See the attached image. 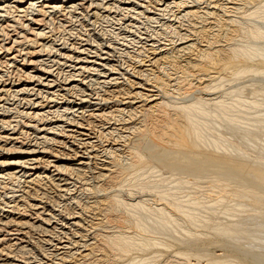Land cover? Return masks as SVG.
<instances>
[{
  "label": "rangeland",
  "instance_id": "rangeland-1",
  "mask_svg": "<svg viewBox=\"0 0 264 264\" xmlns=\"http://www.w3.org/2000/svg\"><path fill=\"white\" fill-rule=\"evenodd\" d=\"M93 1L97 8L89 6V0H76L73 4H80L71 9L66 1L58 11L43 14L39 8L52 11L46 0H35L37 8L22 12L30 2L23 0L0 18L1 29L23 41L21 47H29L23 51L30 53L25 60L9 61L20 47L14 45L7 52L11 38L2 42L0 74L6 71L3 78L12 80L0 81V149H4L0 162L24 156L14 149L28 146L33 125H40L32 112L61 105L40 102L43 106L37 109H25L30 116L3 111L14 102L7 100L15 88L11 86L25 79L24 72L35 74L36 68H42L40 60L48 58L45 54L52 40L78 47L89 37L90 41L113 39L115 13L103 0ZM148 1L141 4L149 10L141 9L146 16L159 19L147 21L141 14L135 21L141 30L143 24L148 31L153 29L149 35H155V46L162 51L158 48L154 54L149 45L137 43L136 49H125L129 54L114 58L119 62H111V57L109 64L120 69L114 75L116 83L95 84L100 79L93 68L84 71L87 76L83 72L76 77L81 80L72 91L82 99L89 98L87 104L82 103L87 111L81 126L64 123V134L48 144L47 155H38L40 163L21 178L20 187L12 185V178L0 179V194L7 184L19 189L6 205L1 204L0 264H34L35 258L47 264H264V0H184L183 8L170 7L165 16L156 14L159 12ZM256 29L261 38L253 37ZM39 30H45L44 38L35 35ZM43 44L45 50L40 51ZM246 49L253 50L249 58ZM52 64L47 61L46 65ZM63 93L73 100L75 94L61 91V97ZM146 94L155 99L148 102L154 97ZM89 102L96 104L90 106ZM74 103L79 101L70 105ZM189 105L201 110L191 108L189 112V116L196 115V129L189 127L183 113ZM7 120L11 127L19 124L13 129L2 127ZM177 128L189 131L196 156L178 152L183 154L169 158L171 142L179 135ZM208 152L230 158V167L214 162L213 157H201ZM47 158L51 162L45 167ZM9 166L12 168L7 165L4 172L15 170ZM160 207L163 212L157 210ZM227 226L231 232L223 234L221 230ZM122 240L123 247L111 242Z\"/></svg>",
  "mask_w": 264,
  "mask_h": 264
},
{
  "label": "bare ground",
  "instance_id": "bare-ground-1",
  "mask_svg": "<svg viewBox=\"0 0 264 264\" xmlns=\"http://www.w3.org/2000/svg\"><path fill=\"white\" fill-rule=\"evenodd\" d=\"M29 4L27 7L23 8L22 9V12H28V10H31V9H34L35 7L37 8V5L35 6V0H29ZM39 1V0H38ZM44 1V0H42ZM67 1V2H66ZM73 1H76V0H46L47 2V5H49L48 7H50L52 9V11H43L41 10L39 7V11L43 12V14L45 13H52L54 11H58L63 5H60V3H71L70 5H68L69 8L73 9L75 7L76 9V4H80V3H75L73 4ZM91 1L89 3V6L92 5L94 6V8H97V3H95L93 0H89ZM102 1V0H101ZM100 1V2H101ZM104 1V4L106 5L107 9L109 8L110 10L112 9V13H115V16L116 17V26L117 28L115 29L114 28V32H115V35H113V39L111 41H103V40H100V41H96V40H84L82 42L79 43L78 47L75 46H70V47H67L66 43L63 42V40H61V43L59 44H54L53 41L55 40H52L51 42V47L50 49L48 50L47 49V52L45 55L48 56L47 59H41L40 60V66H42L41 69H35L36 71L35 74H32L30 72H24L23 75H24V78L23 81L21 83H19L18 85L16 84L15 86L12 85L11 87H15V88H12L13 90H10L11 88L8 89L9 91V96H8V99L7 100H12V104H10V106H12L11 108L9 107H6L3 111L4 112H9L11 110H15L14 113L16 112L17 114H24L26 116H30L29 114L31 113L30 111H27L25 109H37L38 107L40 106H43V104L41 105L40 102H47V103H51V102H55L54 105H52L53 107H55L57 104H61L59 105V107H55L53 108V110H42V112H32L31 114L33 115L32 118L35 119V121L37 123H39L40 125L38 126L36 123L33 125V133L34 135L31 137L30 139V142L28 144V146H25V148H15V146H12L14 147L15 149V153L17 154H22L24 156L23 159H19V158H22L21 155H17L19 157H15V158H18L17 160H10V162L7 160L6 161H3V162H0V169L2 168V166H7V165H11L13 169H15L14 171H11V172H4L7 167L5 169H3L2 171H0V179H6V178H12V182L14 184L12 185H15V183H17L16 187H20V183L22 182L21 181V178L22 177H25L27 176V171L29 169H32L33 167L34 168H37V165L40 163L39 161L41 160V158H39L38 155H47L48 154V150H49V147H48V144L52 141H54V138L55 136H58L60 134H64L65 132V127L66 126H81V119L83 118L84 116V113L87 111V109L84 110V105H82V103H85V101H87L89 98H87V100L85 99H82L84 97L81 98V94L77 93V92H74L72 90H75L77 87H78V84H75V82H78L77 80H81V79H76V77H79L83 74V72L87 71L89 72V70H92V68L97 71L95 74L97 75V78H99L100 80H98V82H96L95 84L97 83H102L101 85L105 86V85H108L109 83L111 84L112 82L113 83H116L114 82L117 77L114 76L115 74L119 73L120 69L118 67H113L114 65L113 64H109L111 63L112 61H116L119 62V60H115L114 58H117L119 57V55H122L123 53L125 54L126 52H128V50H125V49H128V48H135V44L137 43H141L140 47H144V45H149V49H151L153 51V53L155 54V50L157 49L158 51V48L155 46V42H154V39H155V35L153 36L152 34L149 35V33L152 31L153 32V29H151V31H148L147 29H145L146 27L145 24L142 25V29L144 30H141L139 25L136 24V19L137 17H140L141 14H144V17L146 16L145 15V11L147 12L148 10L145 3L144 4H141L144 0H141L142 2H136L137 0H103ZM37 2V1H36ZM186 1H180V2H177V0H156V2H154V0H150L148 1L147 4H152V7L155 8V10L159 13H156L158 14L159 16L161 14H163L165 12V10H167L168 8L170 7H176V6H180V5H183L185 4ZM21 3H23V0H0V18H4V17H7V15H9V11H10V8L11 7H15L16 5H20ZM94 3V4H93ZM188 3V2H187ZM13 4V5H11ZM15 4V5H14ZM64 4V5H66ZM99 5V4H98ZM103 5V3H102ZM21 6V5H20ZM109 6V7H108ZM149 6V5H148ZM188 5L186 4L185 7H187ZM34 7V8H33ZM105 7V8H106ZM146 7V9L144 8ZM184 7V5L182 6V8ZM189 7V6H188ZM31 8V9H30ZM68 10H71L69 9ZM99 8V7H98ZM145 9V11L143 12L142 9ZM171 8V9H172ZM177 8V7H176ZM64 9V7H63ZM104 9V7H103ZM151 9V8H150ZM180 9V8H178ZM67 10V9H66ZM109 10V11H110ZM152 10V9H151ZM150 10V11H151ZM37 11V10H36ZM74 11V10H73ZM108 11V10H107ZM181 11V10H180ZM179 11V12H180ZM32 12V11H31ZM70 12V11H69ZM68 12V13H69ZM106 12V11H105ZM169 12H171L169 10ZM11 13V12H10ZM108 13V12H107ZM154 13V14H155ZM182 13V12H181ZM30 14V13H29ZM32 14V13H31ZM41 14V13H40ZM86 14V13H85ZM106 14V13H105ZM111 14V13H110ZM147 14V13H146ZM174 14V13H173ZM96 15V14H95ZM25 16V15H24ZM143 16V15H142ZM163 16H165L163 14ZM172 16V14H171ZM113 17V18H114ZM52 18V17H51ZM70 18V17H69ZM73 18V17H72ZM102 18V17H101ZM163 18V17H162ZM29 19H33V18H29ZM110 19V18H109ZM112 19V18H111ZM159 17H154V16H146V20L147 21H151L152 20H158ZM164 19V18H163ZM168 19V18H167ZM17 19H15L16 21ZM28 20V18L26 19ZM35 20V19H34ZM38 20V19H37ZM76 20V19H75ZM88 20V19H87ZM115 20V19H114ZM139 20V18H138ZM179 21V20H178ZM21 22V21H20ZM45 22V21H44ZM144 22V21H143ZM158 22V21H157ZM169 22V21H168ZM93 23V22H92ZM140 23V22H139ZM146 23V22H145ZM161 23V22H160ZM22 24V23H21ZM64 24V23H63ZM147 24V23H146ZM153 24V23H152ZM184 24V23H183ZM150 25V24H149ZM160 25V24H159ZM158 25V26H159ZM22 26V25H21ZM62 26V25H61ZM152 26V25H151ZM154 26V25H153ZM156 26V25H155ZM23 27V26H22ZM68 27V26H67ZM148 27V26H147ZM85 28V27H84ZM109 28V27H108ZM250 28V27H249ZM22 29V28H21ZM24 29V28H23ZM42 29V28H41ZM159 29V28H158ZM150 30V29H149ZM257 30V29H256ZM22 31V30H21ZM72 31V30H71ZM113 31V30H112ZM159 31V30H158ZM249 31V30H248ZM45 30H39L38 32H36V36H38L39 38L43 37L45 35ZM113 32V33H114ZM155 32V31H154ZM163 32V31H162ZM159 33V32H158ZM105 34V33H104ZM102 34V35H104ZM72 35V34H71ZM157 35V33H156ZM264 35V34H263ZM262 33L259 32V30H257V32H254V36L253 37H256V38H261L262 36ZM10 35L8 34L7 31L1 29L0 27V51L2 49L5 48V44H3L2 42L3 41H6L7 39L11 38L10 41H12V45H10L9 47H6L5 48V51L9 52L11 49L13 50L14 49V45L15 46H19L20 48L19 49H16V51L19 53L18 55L17 54H13V56L10 58L9 61L13 60V61H16L17 57H23L21 58V60H25V57H26V54H30L29 51H26L24 52L23 50L25 48H29V47H25V48H22V44L23 41H18L17 40V37L13 36L14 38L12 39V37H9ZM18 36V35H17ZM22 36V35H21ZM47 36V35H46ZM153 36V37H152ZM252 36V35H251ZM53 37V36H52ZM105 37V36H104ZM44 38V37H43ZM62 38V37H61ZM60 38V39H61ZM108 38V37H107ZM106 38V39H107ZM157 38V37H156ZM160 38V37H159ZM162 38V37H161ZM160 38V39H161ZM54 39V38H53ZM63 39V38H62ZM93 39V37H92ZM100 39V38H99ZM103 39V38H102ZM109 39V38H108ZM159 39V40H160ZM165 39V38H164ZM163 39V40H164ZM37 40V39H36ZM66 40H69V39H66ZM65 40V41H66ZM157 40V39H156ZM171 40V39H170ZM9 41V42H10ZM32 41V40H31ZM161 41V40H160ZM167 41V40H165ZM172 41V40H171ZM181 41V40H180ZM37 42V41H35ZM34 42V43H35ZM107 42V43H105ZM169 42V41H168ZM177 42V41H176ZM33 43V41H32ZM45 43V42H44ZM157 43V42H156ZM164 43V42H163ZM170 43V42H169ZM31 45V44H30ZM116 45H119V48L116 46ZM139 45V44H138ZM143 45V46H142ZM175 45V44H173ZM28 46V45H27ZM40 46V45H39ZM137 46V45H136ZM161 46V45H160ZM43 47H45V45L43 44L40 51H44L45 49H43ZM120 47H123L121 50V52H118V50H120ZM146 48V47H145ZM172 48V47H170ZM136 49V48H135ZM160 49V48H159ZM165 49V48H164ZM115 50L116 53L115 54ZM133 50V49H132ZM139 50V48L137 49ZM144 50V48H143ZM148 50V49H147ZM146 50V52H147ZM162 51V49H160ZM169 50V49H168ZM167 50V51H168ZM232 50V49H231ZM39 51V53H40ZM61 51H64V52H61ZM65 51H69L68 53L65 52ZM160 51V52H161ZM166 51V50H165ZM251 50H245V54L246 57H250L249 55H251ZM13 52V51H12ZM32 52V51H31ZM38 52V51H37ZM138 52V51H137ZM142 52V51H141ZM122 53V54H121ZM130 52H128L129 54ZM134 53V52H133ZM152 53V55H153ZM32 54V53H31ZM37 54V53H36ZM144 54V53H143ZM142 54V55H143ZM162 54V53H161ZM253 54V52H252ZM132 55V53H131ZM224 55V54H223ZM125 56V55H124ZM133 56V55H132ZM138 56V55H137ZM263 56V55H261ZM52 57V59H51ZM112 57L111 59V62H110V58ZM136 57V56H135ZM147 57V56H146ZM213 57V56H211ZM226 56H224L225 58ZM91 58V59H90ZM131 58V56L129 57ZM133 58V57H132ZM151 58V57H150ZM229 58H232V57H229ZM15 59V60H14ZM51 59V60H50ZM64 59V60H63ZM141 59V58H140ZM143 59V58H142ZM156 59V58H155ZM216 59V58H215ZM219 59V58H217ZM216 59V60H217ZM63 60V62H61ZM125 60V59H124ZM138 60V59H137ZM145 60V59H144ZM143 60V61H144ZM209 60H212V58ZM223 60V59H222ZM45 61V63H44ZM47 61H50V62H53L52 65H46L47 64ZM123 61V60H122ZM130 61V60H129ZM132 61V60H131ZM136 61V59H135ZM141 62V63H144V62ZM214 60H212V63ZM30 62V61H29ZM127 62V61H126ZM140 62V61H138ZM156 62V60H155ZM211 62V61H210ZM223 62V61H221ZM228 62V61H227ZM225 63L228 65V63ZM231 62V61H230ZM233 62V61H232ZM49 63V62H48ZM68 63V64H67ZM128 63V62H127ZM132 63V62H131ZM218 63V62H217ZM7 64H10V63H6ZM44 64L46 65V67L44 66ZM123 64V63H122ZM130 64V63H129ZM134 64V63H133ZM216 64V63H214ZM5 65V66H6ZM54 65H56L55 68ZM79 65V66H77ZM121 65V64H120ZM126 65V64H125ZM240 65V64H239ZM4 66V67H5ZM93 66H96V68H94ZM117 66V65H116ZM218 66V65H217ZM221 66V65H220ZM249 66V65H248ZM261 66V65H260ZM128 67V66H126ZM247 67V66H246ZM244 67V69H248V67L246 68ZM35 68V67H33ZM53 68V69H52ZM130 68V66H129ZM135 68V67H134ZM251 68V67H250ZM131 69H132V65H131ZM199 69V68H198ZM255 69V68H254ZM257 69V68H256ZM93 70V71H94ZM140 70V69H139ZM124 71V70H123ZM125 71H127L125 69ZM129 71V69H128ZM220 71V70H219ZM233 71V70H232ZM55 72V73H54ZM84 72V73H85ZM86 72V73H87ZM202 72V71H201ZM6 73V71H5ZM4 73V74H5ZM85 73V74H86ZM92 73V72H90ZM134 73V72H133ZM217 73V72H216ZM4 74H0V81L2 83H4L5 81H7L8 79L11 81L12 79L9 77H6V79H4ZM17 74V73H16ZM120 74V73H119ZM126 74V73H125ZM173 74V73H172ZM146 75V74H145ZM87 76V74H86ZM89 76V75H88ZM124 76V75H123ZM142 76V75H141ZM19 77V76H18ZM80 78V77H79ZM86 78V77H85ZM148 78V77H147ZM19 79L21 78H18L17 80L19 81ZM129 79V78H128ZM145 79V78H144ZM22 80V79H21ZM25 80H28V82L25 83ZM83 80V79H82ZM89 80V78H88ZM92 81V79H90ZM94 80V79H93ZM140 80H143V79H140ZM151 80V79H150ZM149 80V81H150ZM153 80V78H152ZM128 81V80H127ZM146 81V79H145ZM144 81V82H145ZM34 82L36 84H34ZM94 82V81H93ZM143 82V83H144ZM161 82V81H160ZM80 83V82H78ZM89 83V81H88ZM138 83V82H137ZM152 83V82H151ZM157 83V80L156 82ZM87 84V83H86ZM90 84V83H89ZM89 84H87V86L89 87ZM134 84V83H133ZM141 84V82H140ZM92 85V84H90ZM100 85V84H99ZM100 85V86H101ZM129 85V84H128ZM156 85V84H154ZM153 85V87H154ZM37 86V88H36ZM96 86V85H95ZM137 86V84H136ZM135 86V87H136ZM150 86V85H149ZM86 87V86H85ZM99 87V86H98ZM96 87V88H98ZM157 87V86H156ZM155 87V88H156ZM84 88V87H83ZM90 88L92 89V87L90 86ZM100 88V87H99ZM143 88V87H142ZM152 88V87H150ZM181 88V87H180ZM79 89V88H78ZM95 89V88H94ZM149 89V88H148ZM153 89V88H152ZM100 90V89H99ZM147 90V89H146ZM174 90V89H173ZM64 91L66 92H69L70 91V95H74V97H72L73 100L64 97L66 93H63V97L62 94H60ZM79 91V90H78ZM88 91V90H87ZM97 91V90H96ZM95 91V92H96ZM106 91V90H105ZM152 91V90H151ZM82 92V91H81ZM83 92H85L83 90ZM92 92H94V90H92ZM139 92V91H138ZM137 92V93H138ZM12 93V94H11ZM86 93V92H85ZM126 93V92H125ZM131 93V92H129ZM90 94V93H89ZM92 94V93H91ZM95 94V93H94ZM132 94V93H131ZM136 94V93H135ZM7 95V94H6ZM60 95V96H59ZM93 95V94H92ZM97 95V94H96ZM134 95V94H133ZM156 95V94H155ZM86 96V95H85ZM89 96V95H87ZM131 96V95H130ZM145 96H152L154 97V95H145ZM7 97V96H6ZM12 97V98H11ZM70 97V96H68ZM132 97V96H131ZM135 96H133L134 98ZM141 97V96H139ZM71 98V97H70ZM131 98V99H133ZM151 98V97H150ZM40 99V100H39ZM64 99V100H63ZM75 99H77L79 101V103H74V105H70L73 101H75ZM154 98L152 99H149L148 102L154 100ZM157 99V97H156ZM91 100V99H90ZM95 100V99H94ZM145 100V99H144ZM164 100V99H163ZM83 101V102H81ZM92 101V100H91ZM141 101V100H140ZM147 101V100H146ZM67 102V103H66ZM131 102V105H132V100L130 101ZM133 102H134V99H133ZM142 102V101H141ZM144 102V101H143ZM159 102V101H158ZM163 102V101H162ZM8 103V101H7ZM23 104V108L20 106V104ZM90 103V106L92 104H96V103H93V102H89ZM128 104H130L129 102H127ZM146 103V102H145ZM164 103V102H163ZM87 104V103H85ZM143 104V103H142ZM212 104H216V103H212ZM66 105V106H65ZM126 105V104H125ZM130 105V106H131ZM147 105V104H146ZM161 105V104H160ZM165 105V104H164ZM211 105V104H210ZM76 106H79L76 108ZM129 106V107H130ZM152 106V105H151ZM197 106V105H196ZM2 107V106H1ZM46 108L47 107H50L49 104H47L45 106ZM89 107V106H88ZM143 107V106H142ZM183 107V106H182ZM198 108H196L194 105H189V106H186L184 107V112L182 110V112L184 113V116L185 118H187V122L189 127L192 129H196L194 127V125H196L195 123V119L194 117L196 115H193V117L190 115L189 116V112L191 111L192 112V109L191 108H196V111L197 112H200L201 110L199 109V106H197ZM42 108V107H41ZM52 108V107H51ZM164 108V107H163ZM22 109V110H21ZM132 109V108H131ZM130 109V110H131ZM96 110V109H95ZM148 110V109H147ZM154 110V109H153ZM189 110V111H188ZM200 110V111H198ZM25 111V112H24ZM36 111V110H35ZM194 111V112H196ZM203 111V110H202ZM132 112V111H130ZM134 112V111H133ZM12 113V111H11ZM144 113V112H143ZM204 113V112H203ZM4 114V113H3ZM10 114V113H9ZM202 114V112H201ZM135 115V114H134ZM1 116V115H0ZM17 116V115H16ZM187 116V117H186ZM54 119V120H52ZM185 120V119H184ZM197 121V120H196ZM21 122V121H20ZM60 122V123H58ZM179 122V121H178ZM64 123L66 124V126H64ZM185 123V125H186ZM4 124H6L5 126H2L4 128H9L11 127V124L8 123V120L7 122L4 121ZM19 124V123H18ZM17 123L15 124V126L13 125L10 129H13L15 128L17 125ZM1 125V123H0ZM26 125V124H25ZM89 125V124H88ZM183 125V124H182ZM180 125V126H182ZM187 125V126H188ZM186 126V127H187ZM183 127H185L183 125ZM130 128V127H129ZM189 128V129H190ZM3 129V128H2ZM147 129V128H146ZM169 129V128H168ZM178 129V128H177ZM176 129V130H177ZM183 132L178 129L176 131V134L178 135L176 137V139L174 141H172L171 145V150L170 152L167 154L168 156H170L169 158H172V157H176V156H180L181 154L183 153H189V154H194L192 153L194 151V149H196V143L193 142L189 137H190V133L188 134L187 130L184 128H182ZM41 132L43 134H41ZM85 132V131H84ZM102 132V131H101ZM171 132V131H170ZM178 132V133H177ZM161 133V132H159ZM88 134V133H86ZM117 134V133H116ZM196 134V132L194 133ZM50 135V136H49ZM142 135V134H141ZM28 136V135H27ZM152 136V135H151ZM155 136V134L153 135ZM164 136V135H162ZM197 136V135H196ZM25 137V136H24ZM159 137V135H158ZM161 137V136H160ZM198 137V136H197ZM156 138V137H155ZM189 138V140H188ZM88 140V139H87ZM159 140V139H158ZM163 140V139H162ZM169 141V140H168ZM12 142V141H10ZM159 142V141H158ZM157 142V143H158ZM28 143V142H27ZM82 143V141H81ZM85 143V142H84ZM83 143V145H84ZM91 143V142H90ZM162 143L163 142H159L158 143V146H162ZM168 143V142H167ZM166 143V144H167ZM79 144V143H78ZM160 144V145H159ZM27 145V144H25ZM90 145V144H89ZM95 145V144H94ZM86 146V145H85ZM91 146V145H90ZM147 146V145H146ZM170 146V145H169ZM11 147V146H10ZM9 147V148H10ZM78 147V145L76 146ZM106 147V146H105ZM149 147V146H148ZM168 147V146H167ZM174 147V148H173ZM216 148L219 147V145L217 144L215 146ZM93 148V147H92ZM160 148V147H159ZM162 148V147H161ZM165 148V147H164ZM9 150V149H8ZM13 150V149H12ZM105 150V149H104ZM167 150V148H166ZM197 150V149H196ZM1 151H4V149H0V154H1ZM8 152V151H6ZM173 152V153H171ZM178 152H183V153H180L178 155ZM12 153V152H11ZM8 154V153H7ZM14 154V153H12ZM63 154V153H62ZM166 155V157H167ZM195 155V154H194ZM198 155V154H197ZM16 156V155H15ZM30 156V157H29ZM196 156V155H195ZM213 157L214 158V162H220V164H224V166H226L227 168L230 167L231 165V159L230 158H220V157H216V155L214 154H211V153H207V154H203V156L201 157ZM28 157V158H26ZM49 157V156H48ZM106 157V156H104ZM200 157V155H199ZM11 158V157H10ZM168 158V159H169ZM218 158V159H217ZM138 161V160H137ZM211 161V160H210ZM43 162V161H42ZM51 161L48 160V158L46 160H44L43 163H45V165L43 166H48L50 164ZM142 164V163H141ZM50 166V165H49ZM53 166V165H52ZM118 166V165H117ZM125 166V165H124ZM259 166V165H258ZM10 167V166H9ZM8 167V168H9ZM262 167V166H261ZM11 168V167H10ZM11 168V169H12ZM59 168V167H58ZM61 168V167H60ZM110 169V168H109ZM233 169V168H232ZM257 169V168H256ZM113 170V168H112ZM128 171H129V168H128ZM251 173V172H250ZM128 176V174H127ZM251 176H253L251 174ZM112 179V178H111ZM2 182V181H1ZM0 182V183H1ZM11 183V181H8ZM7 182V183H8ZM103 183V182H102ZM8 185V184H7ZM7 185L3 188H6L3 193L0 194V210H2V208L4 207L3 205L1 206L2 203H4V205H6L8 203V199L11 198L12 196L14 197V193L16 191H18L19 189H11L10 186L7 187ZM10 185V184H9ZM71 189V188H70ZM89 191V190H88ZM66 192V191H65ZM11 193V194H10ZM9 194V195H8ZM114 195V193H113ZM110 197V196H109ZM114 199V198H113ZM102 200V199H101ZM118 201V200H117ZM144 204V203H143ZM126 205V204H125ZM174 205V204H173ZM79 207V206H78ZM132 208V207H131ZM99 209V208H98ZM158 211L160 212H163L162 208H158L157 209ZM175 210V209H174ZM111 212V211H110ZM166 212V211H165ZM161 215V214H160ZM108 217V216H107ZM124 217V216H123ZM113 219V218H112ZM118 220V219H117ZM136 220V219H135ZM163 220V219H162ZM139 225V224H138ZM130 228V227H129ZM233 231V230H232ZM141 232V231H140ZM221 232L224 234H228L231 232V227H228L227 228H222ZM123 233V232H122ZM105 234V233H104ZM117 235V234H116ZM110 239V238H109ZM108 239V240H109ZM130 239V238H129ZM107 240V239H106ZM125 240V239H124ZM114 241V240H113ZM112 242L113 246H120V247H123L124 245V241L121 242ZM60 242V241H59ZM58 242V243H59ZM103 242V241H102ZM110 243V241H107ZM106 243V242H105ZM123 243V244H122ZM108 244V243H107ZM111 244V243H110ZM111 244V245H112ZM132 244V243H131ZM156 244V243H155ZM55 245V243H54ZM58 245V244H57ZM56 245V247H57ZM61 245V243H60ZM110 245V247H111ZM160 245V244H159ZM109 246V245H107ZM106 246V247H107ZM132 246V245H131ZM66 247V246H65ZM100 247V246H99ZM58 248H62V247H57ZM129 248V247H128ZM116 249H118L116 247ZM130 249V248H129ZM121 250V248H120ZM115 251V250H114ZM92 252V251H91ZM120 253V251H119ZM54 254V253H53ZM52 255V254H51ZM57 255V254H56ZM44 256V255H43ZM45 257V256H44ZM54 257V256H53ZM62 257V256H61ZM35 258V257H34ZM56 258V257H55ZM26 259V258H25ZM92 261V260H91ZM34 262V264H47L46 262H42V259L41 258H35L32 263ZM31 263V262H30ZM9 264H13V263H9ZM17 264V263H16ZM24 264H29L28 262L27 263H24ZM50 264V263H49Z\"/></svg>",
  "mask_w": 264,
  "mask_h": 264
}]
</instances>
